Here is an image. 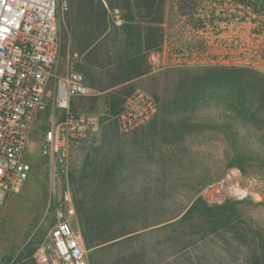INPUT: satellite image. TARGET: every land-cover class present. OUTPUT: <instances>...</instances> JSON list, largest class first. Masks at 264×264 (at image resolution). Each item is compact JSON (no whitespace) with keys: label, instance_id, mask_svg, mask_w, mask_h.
<instances>
[{"label":"rangeland","instance_id":"1","mask_svg":"<svg viewBox=\"0 0 264 264\" xmlns=\"http://www.w3.org/2000/svg\"><path fill=\"white\" fill-rule=\"evenodd\" d=\"M71 2L59 13L61 49L67 32L73 38ZM244 4L163 1L160 45L144 52V74L125 83L122 97L147 93L158 112L131 133H121L110 113V94L120 86L104 89L112 81L113 65L108 64L123 47L112 42L115 27L99 47L95 67L80 57L69 62L68 69L82 73L89 89L74 101L75 113L93 117L98 126L73 149L70 175L94 153L111 152L113 145L115 174L109 184H101L100 197L111 209L110 232L117 233L121 224L128 232L85 247L87 264H264V15ZM116 14L114 25L119 26L121 13ZM64 51L60 61L66 64ZM62 67L59 76L65 75L67 67ZM225 69L238 71L224 74ZM184 82L201 97L186 110L173 105ZM230 101L243 116L231 113ZM52 105L53 96L42 123ZM34 130L42 133L39 124ZM39 146L38 137H32L24 156L31 165L29 177L0 210V264L17 258V264H30L28 253L33 250L34 260L53 225L51 183ZM230 173L238 182L235 192L211 201L215 195L209 186ZM200 197L209 205L222 204V214L230 218L226 226L210 233L200 213L185 225H174ZM75 228L80 231L78 222Z\"/></svg>","mask_w":264,"mask_h":264},{"label":"built area","instance_id":"2","mask_svg":"<svg viewBox=\"0 0 264 264\" xmlns=\"http://www.w3.org/2000/svg\"><path fill=\"white\" fill-rule=\"evenodd\" d=\"M67 9L68 0H0V210L9 193L28 179L31 165L24 156L32 137H38L51 183L53 225L34 254L35 264H87L84 242L75 228L71 153L98 126L93 117L70 110L73 99L89 93L84 76L73 69L63 76L56 74L58 16ZM50 81L55 83L53 105L42 123ZM157 112L154 97L137 91L125 98L112 120L127 134ZM37 124L40 135L34 132ZM237 185L233 173L212 184L208 188L215 195L211 201L233 194Z\"/></svg>","mask_w":264,"mask_h":264},{"label":"trees","instance_id":"3","mask_svg":"<svg viewBox=\"0 0 264 264\" xmlns=\"http://www.w3.org/2000/svg\"><path fill=\"white\" fill-rule=\"evenodd\" d=\"M164 0H72L70 4V17L72 20L73 42L75 49L81 54L85 53L84 59L92 66L99 57V47L109 35L111 26L115 27V34L112 37L114 44L120 45V53L109 62L108 66L111 75V84L104 89H113L110 94L111 116L116 114L124 103L125 83L144 74L141 70L144 62V52L155 49L161 42V30L159 24L162 21V5ZM244 1V2H243ZM246 1V3H245ZM246 8L258 7V15H264V0H242ZM181 8L186 10L187 6ZM120 12L122 23L114 25V11ZM184 13L187 11H183ZM188 13V12H187ZM120 30V32H119ZM120 35L122 36L120 38ZM94 61V62H93ZM234 69L223 70L224 74H233ZM245 73H252L248 70H241ZM255 73V72H254ZM258 73H255V75ZM103 89V90H104ZM200 92L184 83L180 85L179 96L173 102L178 109L186 110L188 106H195L201 99ZM71 102L70 110L75 113L74 101ZM73 105V106H72ZM231 113L243 116L240 108L232 101ZM240 104H238L239 106ZM79 113V112H77ZM102 150V148H101ZM113 152V145H111ZM108 151L106 155L96 152L91 159H87L78 172L70 175L73 186V197L76 208V215L79 223L80 233L86 249L108 243L128 234L124 224L120 225L117 233H111L113 223L111 222V209L104 205V199L100 197L103 190L101 184H109L114 177L113 153ZM111 153V154H110ZM227 201V198L225 199ZM222 204L209 205L201 197L197 198L186 213L174 225H185L191 221L195 213H200L202 219L209 225V232L213 233L227 225L229 216L222 214ZM106 233V236L104 234ZM31 250L28 253L30 264H35L31 259ZM20 258L11 264H17Z\"/></svg>","mask_w":264,"mask_h":264},{"label":"crops","instance_id":"4","mask_svg":"<svg viewBox=\"0 0 264 264\" xmlns=\"http://www.w3.org/2000/svg\"><path fill=\"white\" fill-rule=\"evenodd\" d=\"M115 13V12H114ZM116 14V13H115ZM118 14L115 15L114 18H118ZM58 19H59V16H58ZM59 21V20H58ZM73 40V38H72ZM71 40V36L70 34L67 32V38H66V42H65V46H63V48L61 49L60 47V53H59V58H58V62H57V66H56V74L59 75V73L61 74L62 70H63V67L62 66H66L67 69L65 71V73L67 72L68 67H69V62H73V60L77 59L80 57V60L84 58L85 56V53H79L76 49H75V44L72 42ZM62 50H65L64 52L66 53V58H67V63H61L60 59H61V51ZM84 60V59H83ZM85 61V60H84ZM77 71V70H75ZM64 72V71H63ZM79 72V71H78ZM82 74V73H81ZM85 78V77H84ZM85 83H86V79H85ZM54 86H55V83L52 81V88L49 89V91L51 93H49V97L48 99H50L52 96H53V91H54ZM87 86V85H86ZM47 99V101H48Z\"/></svg>","mask_w":264,"mask_h":264}]
</instances>
